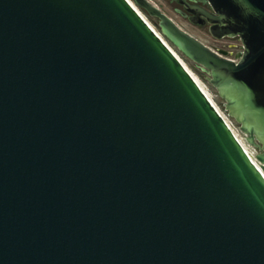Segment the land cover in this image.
I'll return each instance as SVG.
<instances>
[{"label": "water", "instance_id": "water-1", "mask_svg": "<svg viewBox=\"0 0 264 264\" xmlns=\"http://www.w3.org/2000/svg\"><path fill=\"white\" fill-rule=\"evenodd\" d=\"M135 1L264 151V0H178L237 60ZM0 264H264V165L128 0H0Z\"/></svg>", "mask_w": 264, "mask_h": 264}, {"label": "rangeland", "instance_id": "rangeland-1", "mask_svg": "<svg viewBox=\"0 0 264 264\" xmlns=\"http://www.w3.org/2000/svg\"><path fill=\"white\" fill-rule=\"evenodd\" d=\"M135 5L140 9V11L145 15L146 19L149 20L154 29L159 33V35L167 42V44L173 49V51L179 56V58L183 61V63L189 68V70L197 77V80L201 83L202 87L205 89L209 97L213 100L215 106L219 109L225 119L228 121L231 128L237 133L241 141L246 145L250 155L253 160L259 165H264V162L257 159V157L253 154H264V151H257L254 146L250 143V141L246 138L251 135L250 132L244 131L241 127L242 120H238L235 114L229 113L230 107L226 108L228 103V98L221 95L220 89L216 86L213 81L211 73L206 72L201 69L193 60L185 56L162 32L161 26L159 24V18L156 16L150 15L146 10H144L141 6H139L135 0H132ZM153 4L159 7L163 12H165L168 16H170L181 28L188 31L205 44L209 45L213 49L226 48L225 42L229 41L228 39H219L214 37L208 26L202 27L195 25L190 20L182 16L175 7H179L176 2L173 0H150ZM210 77L206 78L205 76ZM246 136V137H245ZM253 153V154H252Z\"/></svg>", "mask_w": 264, "mask_h": 264}, {"label": "flooded vegetation", "instance_id": "flooded-vegetation-1", "mask_svg": "<svg viewBox=\"0 0 264 264\" xmlns=\"http://www.w3.org/2000/svg\"><path fill=\"white\" fill-rule=\"evenodd\" d=\"M173 1L176 2L177 5H179V7H177L176 10L182 16H184L185 18L190 20L189 16L194 15V14L185 6V4L183 2H180L178 0H173ZM188 1L190 3H192V4H199V5L203 6L204 8H206L207 10H212L207 3H204V2H201V1H198V0H188ZM200 21H202L203 23L195 24V25L202 26V27L208 26L209 30H210V23L208 21H206L204 19H201ZM219 39H228L229 40V41L225 42L226 43L225 44L226 48H220V49L226 50L228 52L227 56L230 59L237 60V57H236L237 54L244 50V45H243V42H242L241 38L239 36H224V37L219 38Z\"/></svg>", "mask_w": 264, "mask_h": 264}, {"label": "bare ground", "instance_id": "bare-ground-1", "mask_svg": "<svg viewBox=\"0 0 264 264\" xmlns=\"http://www.w3.org/2000/svg\"><path fill=\"white\" fill-rule=\"evenodd\" d=\"M136 9L137 11L146 19L145 15L140 11V9L135 5V3L132 0H128ZM147 20V19H146ZM149 22V20H147ZM149 24L151 25V23L149 22ZM152 26V25H151ZM153 27V26H152ZM154 28V27H153ZM171 48V47H170ZM173 50V49H172ZM176 52V51H175ZM183 62V61H182ZM184 64V63H183ZM185 65V64H184ZM186 66V65H185ZM186 68L189 70V68L186 66ZM189 72L192 74V76L195 78V80L197 81V83L201 86V88L203 89V91L207 94V92L205 91V89L202 87L201 83L197 80V77L195 75H193V73L189 70ZM207 96L209 97V95L207 94ZM210 98V97H209ZM210 100L213 102V100L210 98ZM214 103V102H213ZM217 106V105H216ZM234 131V130H233ZM235 132V131H234ZM236 136L238 137V139L241 141V139L239 138V136L237 135V133L235 132ZM242 145L244 146V148L247 150V152L249 153L246 145H244V143L241 141ZM250 154V153H249Z\"/></svg>", "mask_w": 264, "mask_h": 264}, {"label": "clouds", "instance_id": "clouds-1", "mask_svg": "<svg viewBox=\"0 0 264 264\" xmlns=\"http://www.w3.org/2000/svg\"><path fill=\"white\" fill-rule=\"evenodd\" d=\"M254 8V5H253ZM243 15L247 16V15H252L254 18L256 19H264V13L261 12V10L259 9H255L253 13H242Z\"/></svg>", "mask_w": 264, "mask_h": 264}, {"label": "built area", "instance_id": "built-area-1", "mask_svg": "<svg viewBox=\"0 0 264 264\" xmlns=\"http://www.w3.org/2000/svg\"><path fill=\"white\" fill-rule=\"evenodd\" d=\"M167 43V42H166ZM176 54V53H175ZM177 55V54H176ZM178 56V55H177ZM179 57V56H178ZM182 61V60H181ZM250 155V154H249ZM250 157L252 158V156L250 155ZM253 159V158H252Z\"/></svg>", "mask_w": 264, "mask_h": 264}]
</instances>
